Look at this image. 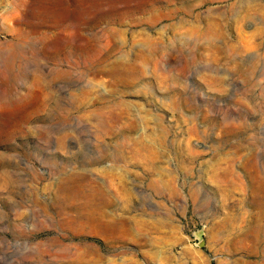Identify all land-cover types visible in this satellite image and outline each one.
Here are the masks:
<instances>
[{
    "label": "rangeland",
    "instance_id": "1",
    "mask_svg": "<svg viewBox=\"0 0 264 264\" xmlns=\"http://www.w3.org/2000/svg\"><path fill=\"white\" fill-rule=\"evenodd\" d=\"M0 264H264V0H0Z\"/></svg>",
    "mask_w": 264,
    "mask_h": 264
},
{
    "label": "bare ground",
    "instance_id": "2",
    "mask_svg": "<svg viewBox=\"0 0 264 264\" xmlns=\"http://www.w3.org/2000/svg\"><path fill=\"white\" fill-rule=\"evenodd\" d=\"M151 7V6H150ZM111 10V9H110ZM115 10V9H114ZM104 12V11H103ZM102 13V12H101ZM34 15V14H33ZM98 15V14H97ZM114 15V14H113ZM35 16V15H34ZM46 17V16H45ZM54 17V16H53ZM98 18V17H97ZM111 18V17H110ZM103 19V18H102ZM77 20V19H76ZM33 22V21H32ZM34 25V24H33ZM35 27V26H34ZM36 28H38V27H36ZM50 28V27H49ZM44 29V28H43ZM33 30V29H32ZM34 31V30H33ZM35 32V31H34ZM60 41H63V39L62 40H60ZM12 45H14V44H12ZM17 45V44H16ZM55 45H56V42H55ZM2 52V51H1ZM9 54V53H8ZM3 55H5V56H9V55H7V53L5 52V54H3L2 53V56ZM16 55V54H15ZM6 58V57H5ZM3 60V59H2ZM14 61V60H13ZM14 63V62H13ZM11 66H13L12 64H11Z\"/></svg>",
    "mask_w": 264,
    "mask_h": 264
}]
</instances>
